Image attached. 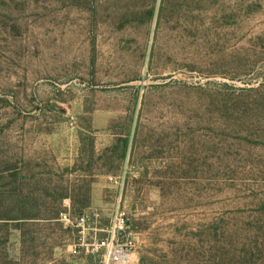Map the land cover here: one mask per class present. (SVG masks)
Masks as SVG:
<instances>
[{"label":"rangeland","instance_id":"rangeland-1","mask_svg":"<svg viewBox=\"0 0 264 264\" xmlns=\"http://www.w3.org/2000/svg\"><path fill=\"white\" fill-rule=\"evenodd\" d=\"M122 211L136 264H264V0H0V264Z\"/></svg>","mask_w":264,"mask_h":264},{"label":"built area","instance_id":"built-area-1","mask_svg":"<svg viewBox=\"0 0 264 264\" xmlns=\"http://www.w3.org/2000/svg\"><path fill=\"white\" fill-rule=\"evenodd\" d=\"M62 222L69 227L77 226L85 230V223L88 220V214L83 213L75 218L70 214H62ZM107 236L105 239L96 241L91 244L92 251H104L103 264H136L138 258L136 254V242L134 237H127L121 240L122 235L128 234L133 236V232L129 226V219L125 212H118L114 221L106 230Z\"/></svg>","mask_w":264,"mask_h":264},{"label":"trees","instance_id":"trees-1","mask_svg":"<svg viewBox=\"0 0 264 264\" xmlns=\"http://www.w3.org/2000/svg\"><path fill=\"white\" fill-rule=\"evenodd\" d=\"M64 213H68V214H70V216L71 217H77V216H80V215H82L83 213H82V211L81 212H78V213H70V212H65V211H57V212H54V217L53 218H50V219H54V220H57V221H61L62 222V214H64ZM26 219H29V218H26ZM68 229L69 228H71V227H67Z\"/></svg>","mask_w":264,"mask_h":264}]
</instances>
